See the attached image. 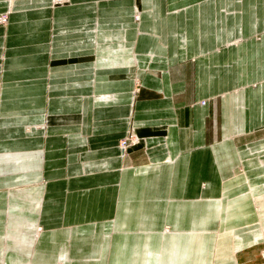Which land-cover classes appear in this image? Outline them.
<instances>
[{
	"label": "crops",
	"instance_id": "0c3cea01",
	"mask_svg": "<svg viewBox=\"0 0 264 264\" xmlns=\"http://www.w3.org/2000/svg\"><path fill=\"white\" fill-rule=\"evenodd\" d=\"M12 1L0 264H264V0Z\"/></svg>",
	"mask_w": 264,
	"mask_h": 264
},
{
	"label": "rangeland",
	"instance_id": "374dc122",
	"mask_svg": "<svg viewBox=\"0 0 264 264\" xmlns=\"http://www.w3.org/2000/svg\"><path fill=\"white\" fill-rule=\"evenodd\" d=\"M71 0H68L67 2L66 1H64V0H52V7H58V6H62V5H66V4H69V2H70ZM14 7H15V5H14V3H13V1L11 0V5H10V9H9V11L7 12V13H5V14H1L0 15V25L1 26H6L7 24H8V20H9V17H10V15H11V13L15 10L14 9ZM5 15V16H4ZM1 16H4V17H1ZM137 18H139V17H137ZM5 19L7 20V21H5ZM130 133H131V131H130ZM132 135L134 136V140H137L138 141V139L139 138H137L136 137V134H133V132L131 133V138H132ZM122 142H124V140L123 141H121V143ZM133 142V140L132 141H130L128 144L129 145H132L131 143ZM121 143H120V145H121ZM128 145V146H129ZM127 146V147H128ZM133 146V145H132ZM121 149H122V151H124V152H126V150L124 149V148H122L121 147ZM262 168V167H261ZM261 168L259 167V169L261 170ZM38 233H39V231H37ZM41 232V231H40ZM38 233H37V237H39L38 236ZM40 234V233H39ZM261 254H262V256H264V249L261 251ZM60 264H63V263H60Z\"/></svg>",
	"mask_w": 264,
	"mask_h": 264
},
{
	"label": "bare ground",
	"instance_id": "6f19581e",
	"mask_svg": "<svg viewBox=\"0 0 264 264\" xmlns=\"http://www.w3.org/2000/svg\"><path fill=\"white\" fill-rule=\"evenodd\" d=\"M64 1H68V0H64ZM5 21H7L6 19H5ZM127 140H131V133H129V137H128V139ZM139 143V139H138V141L137 140H133V142L131 143L132 145H137ZM121 147L122 148H124L125 150H126V148L127 147H124V143L122 142L121 143ZM41 231V230H40Z\"/></svg>",
	"mask_w": 264,
	"mask_h": 264
},
{
	"label": "built area",
	"instance_id": "2783aa9c",
	"mask_svg": "<svg viewBox=\"0 0 264 264\" xmlns=\"http://www.w3.org/2000/svg\"><path fill=\"white\" fill-rule=\"evenodd\" d=\"M5 16V15H4ZM4 16H1V17H4ZM129 137V136H128ZM128 137H126L125 139H123L124 140V147H127L130 143V141H132V140H134L135 138H134V136L132 135V138H131V140H127L128 139ZM122 140V141H123ZM129 143V144H128Z\"/></svg>",
	"mask_w": 264,
	"mask_h": 264
}]
</instances>
